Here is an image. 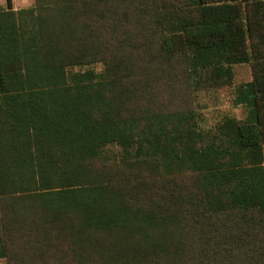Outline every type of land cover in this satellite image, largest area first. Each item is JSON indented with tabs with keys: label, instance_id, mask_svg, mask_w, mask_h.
Masks as SVG:
<instances>
[{
	"label": "trees",
	"instance_id": "trees-1",
	"mask_svg": "<svg viewBox=\"0 0 264 264\" xmlns=\"http://www.w3.org/2000/svg\"><path fill=\"white\" fill-rule=\"evenodd\" d=\"M0 259L264 264V0H6Z\"/></svg>",
	"mask_w": 264,
	"mask_h": 264
},
{
	"label": "rangeland",
	"instance_id": "rangeland-1",
	"mask_svg": "<svg viewBox=\"0 0 264 264\" xmlns=\"http://www.w3.org/2000/svg\"><path fill=\"white\" fill-rule=\"evenodd\" d=\"M14 10H21L33 6V0H11ZM0 6L5 8L6 0H0ZM235 82L242 83L251 79V71L248 66H238L234 69ZM233 94L230 89L223 87L214 91L201 89L198 92V103L201 107L203 117V127L211 128L224 116L242 119L243 112L240 107H235L232 103ZM109 148L108 150H110ZM118 152L115 148L111 149ZM0 264H6L4 259H0Z\"/></svg>",
	"mask_w": 264,
	"mask_h": 264
}]
</instances>
